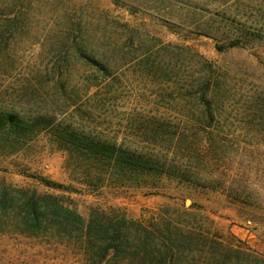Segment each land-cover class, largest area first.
Instances as JSON below:
<instances>
[{"label": "rangeland", "instance_id": "1", "mask_svg": "<svg viewBox=\"0 0 264 264\" xmlns=\"http://www.w3.org/2000/svg\"><path fill=\"white\" fill-rule=\"evenodd\" d=\"M0 15V110L36 125L0 134V197L51 193L152 231L150 251L101 258L0 206V264H264V0H0ZM59 130L153 169L90 160ZM167 227L179 244L160 253Z\"/></svg>", "mask_w": 264, "mask_h": 264}, {"label": "trees", "instance_id": "2", "mask_svg": "<svg viewBox=\"0 0 264 264\" xmlns=\"http://www.w3.org/2000/svg\"><path fill=\"white\" fill-rule=\"evenodd\" d=\"M9 15L13 20L20 18V13L16 10L14 3ZM239 44L238 41H234L230 45L237 46ZM35 126L28 124L18 113L0 110V134H5L9 139L13 136L19 138L32 136L36 130ZM57 136L60 137V147L86 153L90 160L112 163L116 169L130 171L132 174H140L145 169H153V165L149 161L135 155H114L113 145L102 143L75 130H59ZM184 176L186 179L191 178L189 175ZM44 181L61 187L58 183ZM15 192L20 193L19 199H16ZM0 206L5 213L12 212L16 215L22 232L33 235L56 232L68 239L82 240L89 251L91 250L101 258H105L111 251L118 256L125 255L129 249H132L133 252L134 250L147 252L151 248L149 238L152 231L144 224L134 220L128 221L124 217L115 219L108 214L95 211L85 216L77 208L62 202L55 194L39 193L37 190L30 191L25 188H15L9 191L6 189L0 197ZM133 225L137 226L144 234L142 241L134 244L132 243ZM189 237L191 238V236ZM178 244L177 236H174L171 229L167 227L166 230L161 231L160 240L152 245V248L157 249L160 253H167Z\"/></svg>", "mask_w": 264, "mask_h": 264}]
</instances>
